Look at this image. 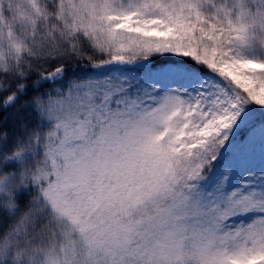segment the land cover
I'll return each mask as SVG.
<instances>
[{
  "label": "snow or ice",
  "instance_id": "snow-or-ice-1",
  "mask_svg": "<svg viewBox=\"0 0 264 264\" xmlns=\"http://www.w3.org/2000/svg\"><path fill=\"white\" fill-rule=\"evenodd\" d=\"M9 122L0 264H264V0H0Z\"/></svg>",
  "mask_w": 264,
  "mask_h": 264
},
{
  "label": "trees",
  "instance_id": "trees-1",
  "mask_svg": "<svg viewBox=\"0 0 264 264\" xmlns=\"http://www.w3.org/2000/svg\"><path fill=\"white\" fill-rule=\"evenodd\" d=\"M87 71L88 70H84L83 74H87ZM43 90L44 89H42L41 91ZM32 94H36V93H32ZM9 111L11 112L12 110L9 109ZM21 112L26 118L30 119V127L36 124L35 114L32 112V109L30 107L22 109ZM5 130L8 131L9 138H10L7 145L5 146V150H9L12 147V138L15 135V132L11 126V122H9L6 129L4 127H0V134H2L3 131ZM3 170L6 172L15 171V165L12 163H9L8 165L4 167ZM33 195L34 193L31 192V190L21 191L17 195V202H18L19 207L15 215L9 214L7 210H5L3 207H0V233H6L7 231L5 230L9 226L10 221L13 220L17 215L29 209V207L32 205L31 202H32Z\"/></svg>",
  "mask_w": 264,
  "mask_h": 264
},
{
  "label": "rangeland",
  "instance_id": "rangeland-1",
  "mask_svg": "<svg viewBox=\"0 0 264 264\" xmlns=\"http://www.w3.org/2000/svg\"><path fill=\"white\" fill-rule=\"evenodd\" d=\"M31 206H32V205H31ZM31 206H30V207H31ZM30 207H29V208H30ZM28 210H29V209H27L26 211H28ZM26 211H25V212H26ZM23 213H24V212H22L21 214L17 215L13 220H11L9 226L7 227V229H6L5 231L8 232L10 229L15 228L17 219H18L19 216L22 215ZM41 222H43V220H42ZM34 235H35V240H34L33 242H34V243H39V241H40V239H41V236H40L39 234H37V233H34Z\"/></svg>",
  "mask_w": 264,
  "mask_h": 264
},
{
  "label": "clouds",
  "instance_id": "clouds-1",
  "mask_svg": "<svg viewBox=\"0 0 264 264\" xmlns=\"http://www.w3.org/2000/svg\"><path fill=\"white\" fill-rule=\"evenodd\" d=\"M7 211H9V212H13V211H15V209H12V208H8V209H6Z\"/></svg>",
  "mask_w": 264,
  "mask_h": 264
}]
</instances>
